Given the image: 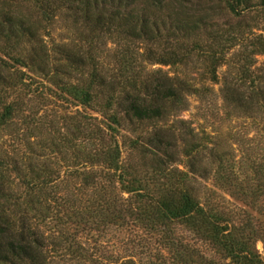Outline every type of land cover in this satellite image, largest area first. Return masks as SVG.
Masks as SVG:
<instances>
[{
    "label": "trees",
    "instance_id": "obj_1",
    "mask_svg": "<svg viewBox=\"0 0 264 264\" xmlns=\"http://www.w3.org/2000/svg\"><path fill=\"white\" fill-rule=\"evenodd\" d=\"M13 1L0 0V129L14 126L24 111L22 95L37 92L30 90L32 81L25 82L33 77L48 81L62 102L99 112L103 126L75 110L63 120L65 133L49 142L58 153L68 148L66 194L57 185L46 190L52 180L45 163L22 169L0 155V264H57L66 257L102 264L78 239L99 236L127 219L160 235L169 264H264L255 248L258 240L264 244V158L247 161L251 175H241L230 153L222 151L225 144L215 140L207 146L210 136L199 137L176 118L186 96L201 90L185 78L146 69L186 65L196 56L202 79L217 83V69L225 65L224 108L264 123V72L254 67L256 56L264 54V38L241 24V12L254 0ZM256 1L264 7V0ZM221 2L235 19L224 29L215 21ZM23 3L28 11L21 10ZM61 10L80 24L82 38L49 50L40 31ZM100 38L113 44L109 54L98 50ZM106 55L112 60L107 67L101 63ZM30 119L18 120L32 133L38 123L33 128ZM125 122L146 130L122 143L128 151L122 159L116 135ZM207 179L256 208V218L203 195L198 181ZM177 226L219 260L184 241Z\"/></svg>",
    "mask_w": 264,
    "mask_h": 264
},
{
    "label": "rangeland",
    "instance_id": "obj_2",
    "mask_svg": "<svg viewBox=\"0 0 264 264\" xmlns=\"http://www.w3.org/2000/svg\"><path fill=\"white\" fill-rule=\"evenodd\" d=\"M18 2L21 4L22 0H14L12 3L16 5ZM218 7L220 11L215 21L224 29L227 27V23H233L235 19H231L232 17L225 10L223 2ZM22 9L28 11L24 3ZM31 14L36 17L35 10L32 9ZM241 15L243 19L241 24L244 26L245 31L261 35L264 38V7L254 0L249 8L241 12ZM44 29L40 31V34L43 43L49 50L54 49L55 44H62L68 48V43H76V39L82 38L80 24L75 23L73 18L68 15V11L61 10L57 13L53 22ZM96 45L99 48L98 50L104 52L103 55L109 54V51L114 47L107 38H100ZM256 60L257 63L254 65L258 70L256 73L262 74L264 72V54L257 55ZM109 61L112 60L108 55L103 56L101 59V63L105 67L108 66L107 63ZM14 67L21 69L18 66ZM110 67L111 64L108 68ZM202 68V63H200V60H196V56L186 65H146L147 70L161 69L169 76L185 78L201 90L199 94L186 96V107L177 113L176 118L188 122V125L194 129V132L199 137L210 136V138L204 140L207 142V146H211V144H208L209 141L215 140L219 141V144H225L221 149L230 153V159L232 158L235 167L239 168L238 172L241 175L250 176L251 171L249 167L245 166L247 161L255 160L261 162L260 158H264V123L260 120L261 117L249 119L243 117L240 112H233L231 108H224L221 100V89L227 71L225 65L217 69V83L203 80L201 76ZM27 74H30V72H27ZM30 81L33 82L30 90L36 88L37 92H29L26 96L22 95L25 105L23 107L24 111L19 118H31L30 120L33 121L31 127L34 128L35 123H38L36 125L37 128L32 130L30 127L32 133L28 132V128H25L26 124H22L18 118L13 122L14 126L0 129V155L14 159L22 169H25L29 163L35 165L45 163L48 169L51 170V175L48 178L52 180L50 185L45 187L47 188L46 190L50 192V186L57 185L60 192L66 194L68 192V187H66L68 186V165H70V163L68 164V148H62V151L58 153L54 148L50 147L49 142L57 140L58 136L65 133L66 128L64 126L66 121L63 120L70 112L79 110L91 117H95L96 123L101 127L103 126L101 122L102 116L94 109H86L80 105L62 102L61 99L48 90L53 89V86L40 77H33L31 80L25 79V82L31 83ZM205 87L208 88V91L205 90ZM26 89L29 88L26 87ZM228 112L229 114L227 115ZM144 130H146V126L133 125L126 122L118 130L116 138L122 152V159L126 158L128 152L122 143H126L127 139L134 135L142 134ZM13 131L16 132L12 134ZM178 167L180 169L184 168L181 162ZM11 179L14 180V184L18 181L13 174ZM198 182L202 186L203 193L205 192L213 200L223 203L227 208L235 210L243 208L246 210L245 213L251 214L256 218V208L255 210L247 208L248 206L246 207L239 199L230 196L214 180L207 179L204 181L199 180ZM205 193L203 195H206ZM123 196H127V194H123ZM47 226H51V223H48ZM46 227H42L41 230L48 233L49 230L47 229L49 228ZM176 231L179 236L183 237L184 241L194 243L205 256L212 255L215 259L218 258L208 245L194 242L191 239V234L182 227L177 226ZM156 233L138 222H132L127 219L126 224L122 226H108L99 236H96V234L91 236L83 235L78 239V242L89 253L93 254V258L101 261L102 264H120L127 259L133 260L135 264H169L171 263L170 255L164 245L158 240L160 235L158 236ZM255 248L264 259V244L262 241H256ZM55 261L57 264H78L77 262L68 261V257L64 260L58 259Z\"/></svg>",
    "mask_w": 264,
    "mask_h": 264
}]
</instances>
